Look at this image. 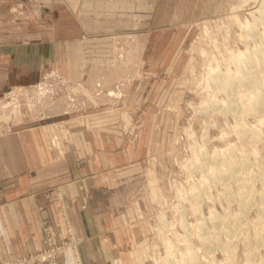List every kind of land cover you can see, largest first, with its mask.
<instances>
[{"label": "rangeland", "instance_id": "1", "mask_svg": "<svg viewBox=\"0 0 264 264\" xmlns=\"http://www.w3.org/2000/svg\"><path fill=\"white\" fill-rule=\"evenodd\" d=\"M26 2L15 10L16 26L47 34L45 3ZM142 3L133 40L116 42L133 52L95 65L82 80L56 75L80 63L48 60L56 44H39L38 56L19 46L23 62H16L0 41V155H10L6 146L13 155L53 152L56 159L73 151L79 164L90 159L81 150H124L116 159L125 166L119 185L97 203L124 209L127 220L132 212L141 226L119 264H264V243L254 238L264 217V1ZM232 160L234 177L216 178ZM54 196L63 240L73 227L64 198ZM40 228L41 249L44 232L55 230L46 219Z\"/></svg>", "mask_w": 264, "mask_h": 264}, {"label": "crops", "instance_id": "2", "mask_svg": "<svg viewBox=\"0 0 264 264\" xmlns=\"http://www.w3.org/2000/svg\"><path fill=\"white\" fill-rule=\"evenodd\" d=\"M40 1L47 7L44 13L47 34H38L35 28L23 33L16 26L15 10L22 4L28 6L26 0H0V41L10 46V61L14 58L16 62H23L20 47H24L26 56H38L39 44H56L58 48L48 53V60L80 61L77 67L59 70L56 75L70 78L79 75L80 80L95 65L118 64L119 55H125L123 50L133 52V49H118L116 42L123 39L128 47L133 40V25L138 22L136 8L140 13L146 12L144 0ZM52 29L55 35H51ZM14 40L25 41V45H17ZM1 47L0 44V55L5 56L6 53L1 54ZM137 53L140 55L142 50ZM5 148L10 155H0V260L40 248L43 219L51 222L56 238L63 234L54 196L59 192L65 200L74 233L81 237L80 254L84 264H119L123 250L139 237L141 226L132 212L133 218L127 220L124 209L100 207L97 203L113 194L112 190L119 185L118 175L125 166L119 165L116 159L125 151L81 150V155L90 159L84 158L76 164L71 160L73 151H66L64 158L56 159L53 152L13 155L12 147ZM137 217L140 218V212ZM59 264H71V259L63 255Z\"/></svg>", "mask_w": 264, "mask_h": 264}, {"label": "built area", "instance_id": "3", "mask_svg": "<svg viewBox=\"0 0 264 264\" xmlns=\"http://www.w3.org/2000/svg\"><path fill=\"white\" fill-rule=\"evenodd\" d=\"M64 232L65 237L63 240L55 238L54 232H44L48 246L10 260L2 259L0 264H59L63 255H68L71 264H84L79 251L78 241L81 238L75 235L73 228L69 225H67Z\"/></svg>", "mask_w": 264, "mask_h": 264}, {"label": "bare ground", "instance_id": "4", "mask_svg": "<svg viewBox=\"0 0 264 264\" xmlns=\"http://www.w3.org/2000/svg\"><path fill=\"white\" fill-rule=\"evenodd\" d=\"M264 1V0H263ZM264 4V3H263ZM249 25V24H248ZM252 26H254V22H253V24H251ZM258 54L259 55H261V56H264V44L262 43L261 45H259L258 46ZM256 61V60H255ZM256 63V62H255ZM257 67V66H256ZM260 70V69H259ZM244 78V77H243ZM264 82V81H263ZM214 83V82H213ZM227 83V82H226ZM225 83V84H226ZM232 83L231 82H229L228 81V83L226 84V86L224 87L227 91L229 90L228 88H230ZM222 85L220 84V87H221ZM253 86V85H252ZM250 87V86H249ZM262 87V86H261ZM217 88V87H216ZM215 88V89H216ZM222 88V87H221ZM232 88V87H231ZM218 89H219V87H218ZM253 92H252V94L251 95H254L255 96V101L253 102V103H255V105H256V102H257V100H258V98H259V102L261 101L260 99H261V96H260V91H259V85L257 86V88L256 87H253ZM230 95V94H229ZM264 96V95H263ZM264 100V99H263ZM230 102V101H229ZM261 103V102H260ZM264 104V103H263ZM230 105V104H229ZM259 106H260V104L258 105V106H256V107H258L259 108ZM261 106H262V104H261ZM252 107V106H251ZM235 113V112H234ZM243 133V132H242ZM231 161V160H230ZM229 161V162H230ZM233 161V160H232ZM235 160L233 161V162H231V164H228L227 166H226V168L225 169H219V168H217V170H216V173H215V177L216 178H229V177H234V174H233V169L234 168H236L238 165H236L235 166ZM223 165H225V164H223ZM225 167V166H224ZM257 177V176H256ZM212 179H213V177H211ZM214 180H215V178H214ZM231 181V180H230ZM247 182H250L249 180L247 181ZM252 182V181H251ZM237 183H238V181H237ZM245 184V183H244ZM247 185V184H246ZM251 185V184H250ZM252 186V185H251ZM251 186H247L246 188H248L249 189V191H251L250 190V188H251ZM245 187V186H244ZM252 189V188H251ZM244 190H245V188H244ZM246 191V190H245ZM242 196V195H241ZM248 197V196H247ZM246 197V198H247ZM244 199L243 200V209H245L246 208V206H247V204H248V198L247 199ZM242 205V204H241ZM244 211V210H243ZM263 214H264V211H263ZM240 215H242V213L240 212V214L238 215V217L237 218H239V217H242V216H240ZM262 216H264V215H262ZM230 217V216H229ZM221 219V218H220ZM229 219V218H228ZM261 219V218H260ZM243 220V219H242ZM229 221V220H228ZM256 222V221H255ZM239 225V224H238ZM258 226V225H257ZM239 227V226H238ZM258 229L256 230V232H255V237L254 238H256V242L257 243H259V244H261L262 245V243H264V217L261 219V221H259V227H257ZM235 233H236V228L235 227H231V229L230 230H228V232H227V238H228V244L229 245H231V242L233 241L232 239H234L233 237L234 236H236L235 235ZM247 253H248V251H247ZM248 255H249V253H248ZM246 261V260H245ZM247 263V262H246Z\"/></svg>", "mask_w": 264, "mask_h": 264}]
</instances>
